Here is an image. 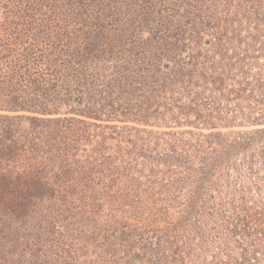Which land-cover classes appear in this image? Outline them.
I'll use <instances>...</instances> for the list:
<instances>
[{
  "label": "trees",
  "instance_id": "16d2710c",
  "mask_svg": "<svg viewBox=\"0 0 264 264\" xmlns=\"http://www.w3.org/2000/svg\"><path fill=\"white\" fill-rule=\"evenodd\" d=\"M218 1L0 0V264H264V0Z\"/></svg>",
  "mask_w": 264,
  "mask_h": 264
},
{
  "label": "rangeland",
  "instance_id": "374dc122",
  "mask_svg": "<svg viewBox=\"0 0 264 264\" xmlns=\"http://www.w3.org/2000/svg\"><path fill=\"white\" fill-rule=\"evenodd\" d=\"M209 3H213L215 4V6L217 8H222V4H221V1H218V0H215L216 2L212 1V0H208ZM249 7L246 6V8H242V10L240 11V13L236 14L238 15V18H241V16H243V10H245V13L247 14V11H248ZM256 9V8H255ZM254 9V10H255ZM232 14V13H231ZM231 16V15H230ZM233 17H235L234 13H233ZM245 25V24H244ZM242 106L245 107V108H248L250 106V111H252L253 114H257L261 111L258 110V108H254L253 105H251V103L249 101H242L241 102ZM172 114H177L176 111H174ZM168 116V115H167ZM60 117H63L62 115ZM179 118L178 121H182L181 118H184L183 115H180L179 117V114L176 116ZM138 119H132L131 122H125V123H122L121 121H125L124 118H119L117 119L115 122L114 120L112 121L111 125L113 124H118L119 126H125V125H130L132 127H141V126H145V127H151V126H160L159 128H156L157 131H160V132H164V131H168L166 129V125L167 126H174V123H171V121H169V116L167 117L168 119H165L164 117L160 116V115H157V119L155 116H148V117H141V115H139L137 117ZM174 121H177V119H173ZM168 122V123H167ZM108 124V123H106ZM109 125V124H108ZM171 133V132H170ZM164 138H167L169 140H171V137L169 135H166ZM243 160H237V168L242 164ZM256 166H259L258 165V162L255 164V172H253V178L251 176H249V170L251 169H246L243 170L244 173H242L241 175L237 174V170L235 169H232L231 167L226 170V174H229L227 177H229L230 179L232 178L233 182H235L236 180L239 182V183H236L238 186L240 184H247V185H251L253 184V190H252V193L254 194L256 190L255 187H254V184H256V178H258L259 176H263L264 177V173L262 170H258ZM244 167H241V169H243ZM253 168V170H254ZM120 217V216H119ZM122 218V217H121ZM123 218H126V217H123ZM127 221L128 222H131L133 223V220L130 218V216H127ZM196 243V242H195ZM191 260H187V262H190Z\"/></svg>",
  "mask_w": 264,
  "mask_h": 264
}]
</instances>
